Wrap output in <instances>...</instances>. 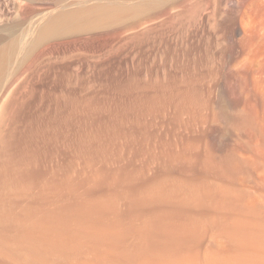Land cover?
<instances>
[{
	"label": "rangeland",
	"instance_id": "obj_1",
	"mask_svg": "<svg viewBox=\"0 0 264 264\" xmlns=\"http://www.w3.org/2000/svg\"><path fill=\"white\" fill-rule=\"evenodd\" d=\"M139 1L0 0V49L23 37L0 86V264H224L238 252L222 238L232 205L217 156L232 152L230 89L247 54L210 21L236 0H159L100 33L23 47L59 11Z\"/></svg>",
	"mask_w": 264,
	"mask_h": 264
},
{
	"label": "bare ground",
	"instance_id": "obj_2",
	"mask_svg": "<svg viewBox=\"0 0 264 264\" xmlns=\"http://www.w3.org/2000/svg\"><path fill=\"white\" fill-rule=\"evenodd\" d=\"M157 2L160 1L141 0L130 6L117 3H96L89 7L80 6L74 10L59 11L54 15H50L45 22L38 27L39 30L37 37H32V41L29 43L27 42V44L23 43L24 45L26 44L25 46L23 45V47L27 52L35 50L44 40L46 41L50 38H64L66 36L75 37L74 35L88 36L100 33V30L105 31L117 24L120 21L123 12L132 11L135 13H143L152 8L153 4H156ZM18 3L20 7H22L25 0H18ZM210 21L215 37H239V42L247 54L245 69L241 70L243 72L238 73L241 79H244V85L241 81V84L238 86L241 88L240 90L238 89L239 91H237V88H234L236 85L233 87L230 86L232 88L230 91H233L230 93L233 94V97L234 95L236 96L235 105H233L234 102L232 103L233 107L240 105L238 108L240 109V115H235L237 116V119L234 122L230 119L232 123H236L235 126L232 125L234 126L231 128L232 132L235 131L234 128L237 130L235 131L236 137L234 138L233 136L234 143H230V145L233 144L232 147L226 145L232 149V152L229 150L231 152L229 155L230 152L226 151L228 158H225L227 157L225 155L219 157L220 154L217 156V161L220 160L217 170L219 172L220 169V178L217 177L218 182L220 181L219 183L221 184V192L219 193L221 196L219 197L222 199V201L219 200V202L221 201L222 204L227 203V207L232 205L231 210H228L230 207L225 210L229 211L227 218L229 216L230 218H228L226 222L222 221L221 223L223 215L226 212H222V210L225 209V206L223 208V205L219 204V207L222 208H219V210H221L220 213H224L221 215L222 219H220V228L223 233L225 232L223 235L221 232L219 234L222 236L225 235V238L221 235L220 236L223 239L228 238L229 242H231L236 249L238 248V252L235 253L234 251V259H230L228 263L224 262V264H264V0H236L234 4L232 3L220 7L217 6L210 12ZM15 36H13V38L10 37L9 40L12 39L10 41L8 40L9 42L7 44L5 43L6 45L0 49V86L2 85L11 58L16 54L15 52H17V49L21 47L23 41V37ZM75 38L74 41L76 40ZM102 55L104 56L105 53L101 54V56ZM49 66L50 64L45 66L43 63V70L47 71ZM78 68L77 70L79 71L80 68ZM229 71L228 75L230 74ZM228 75L227 77H229ZM80 77L79 79L81 80ZM75 81L76 80H74V83L78 82V79L76 82ZM230 83L234 82L232 81ZM222 84L223 85H221L218 90V102L220 103L221 109L225 108L224 106H226V103H231L229 89L227 86H224L227 84L225 82H222ZM233 88L235 90H233ZM3 96H5V94ZM230 112L231 111H229V114H231ZM234 112L235 110L233 113ZM232 117H234V115ZM226 119L225 121L227 122ZM223 120L224 119L222 118L219 121L222 123ZM229 121L227 123L230 124L231 121ZM226 131L230 132V129H227ZM221 137L219 138L221 139ZM230 139L232 138L230 137ZM238 174L241 176L237 180L236 177H238ZM226 176L229 179V183L226 182ZM224 178L226 180H224ZM224 182H226V184ZM224 187L229 189L228 195L234 193L233 191H235V188L237 187V189L245 193V196L241 192L242 195L238 194V190L237 194L235 192L233 196L229 197L230 194L226 197V199L228 198L229 200L228 203L226 199H223ZM224 191H226V189ZM225 195H227L226 192ZM224 200L227 202L225 201L223 203ZM235 211H239L241 215L238 214L239 212L236 214ZM236 215H239L238 220L235 218ZM2 230L3 229L1 228L0 248H2V244L4 245L6 242V236L2 233ZM220 264L222 263L220 262Z\"/></svg>",
	"mask_w": 264,
	"mask_h": 264
}]
</instances>
